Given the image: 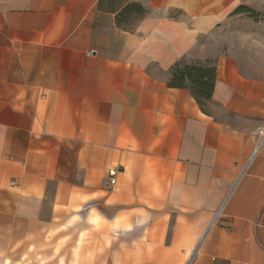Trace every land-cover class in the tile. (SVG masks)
Returning a JSON list of instances; mask_svg holds the SVG:
<instances>
[{"label": "crops", "instance_id": "obj_1", "mask_svg": "<svg viewBox=\"0 0 264 264\" xmlns=\"http://www.w3.org/2000/svg\"><path fill=\"white\" fill-rule=\"evenodd\" d=\"M261 53L264 0H0V264H264Z\"/></svg>", "mask_w": 264, "mask_h": 264}, {"label": "trees", "instance_id": "obj_2", "mask_svg": "<svg viewBox=\"0 0 264 264\" xmlns=\"http://www.w3.org/2000/svg\"><path fill=\"white\" fill-rule=\"evenodd\" d=\"M172 78L167 82V85L172 88L188 89L197 103H201V98L210 100L215 78L214 68L211 66H185L175 67Z\"/></svg>", "mask_w": 264, "mask_h": 264}, {"label": "rangeland", "instance_id": "obj_3", "mask_svg": "<svg viewBox=\"0 0 264 264\" xmlns=\"http://www.w3.org/2000/svg\"><path fill=\"white\" fill-rule=\"evenodd\" d=\"M258 15L255 14V12L253 11H249L247 10V13L243 16V18H240L239 20H234L232 22H230L227 26L230 27H251V22H257L259 19L257 17ZM260 59L262 60V63H264V55L263 53L259 54ZM175 69H173L171 72H169L168 74H165L164 77L167 80V82H169V80L172 78V74L174 73ZM202 105L207 106V107H211L209 105L208 100H204V99H200Z\"/></svg>", "mask_w": 264, "mask_h": 264}, {"label": "built area", "instance_id": "obj_4", "mask_svg": "<svg viewBox=\"0 0 264 264\" xmlns=\"http://www.w3.org/2000/svg\"><path fill=\"white\" fill-rule=\"evenodd\" d=\"M258 135L260 136V139L257 141L253 154L256 153V151L261 147V145L264 143V131H259ZM118 172V169L113 167V168H109L107 171V176H108V180H109V184L110 185H114L115 183V177L116 174ZM240 176V175H239Z\"/></svg>", "mask_w": 264, "mask_h": 264}]
</instances>
